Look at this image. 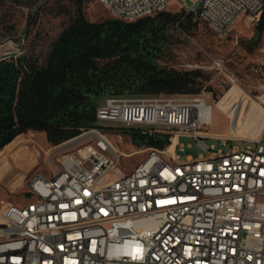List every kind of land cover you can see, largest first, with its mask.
Listing matches in <instances>:
<instances>
[{"label": "built area", "instance_id": "1", "mask_svg": "<svg viewBox=\"0 0 264 264\" xmlns=\"http://www.w3.org/2000/svg\"><path fill=\"white\" fill-rule=\"evenodd\" d=\"M175 3L220 38L245 18L259 23L264 12V0H100L125 22ZM11 57L21 55L0 58ZM212 108L184 94L106 99L96 113L104 127L145 128L141 134L168 135L170 144L124 152L96 127L57 145L79 142L52 176L33 175L31 202L0 206V264H264V128L255 138L212 135L204 131ZM182 136L196 137L210 154L183 164ZM205 138L223 148H209ZM141 152L144 159L126 170L124 160Z\"/></svg>", "mask_w": 264, "mask_h": 264}, {"label": "rangeland", "instance_id": "2", "mask_svg": "<svg viewBox=\"0 0 264 264\" xmlns=\"http://www.w3.org/2000/svg\"><path fill=\"white\" fill-rule=\"evenodd\" d=\"M182 11L176 3L168 10L170 13ZM75 15L76 6L69 1L0 0V45L8 44L16 50L15 53H6L7 56L21 55L36 60L39 65L44 64L59 35ZM84 15L89 22L116 19L101 6L100 0H87ZM184 18L191 21L189 30L170 28L163 63L179 71L202 72L201 92L183 94L201 96L212 105L211 124L205 125L204 131L238 138L257 137L264 128V32L257 29L259 23L245 18L226 37L220 38L197 15L187 14ZM215 59L224 61L222 70L214 67ZM110 97L114 96L102 98L99 106ZM231 117L235 120L232 129ZM98 125L104 127L99 122ZM108 125L110 128L106 125L105 132L122 151L143 148L142 144H135L125 130L134 128L141 132L145 128L119 123ZM161 129L174 132L166 127ZM204 142L209 148L215 146V150L223 148L216 139L205 138ZM180 143L184 145V150L178 149L177 154L182 162L189 157L196 160L210 154L199 145L196 137L182 136ZM78 144L74 142L61 149L52 146L45 133L30 131L0 150V206L3 201L25 205L31 202L25 196L31 193L29 181L33 175L42 172L52 176L61 155L68 150L75 151ZM236 144L245 146L239 141ZM144 157L141 152L126 158L123 166L131 171Z\"/></svg>", "mask_w": 264, "mask_h": 264}, {"label": "trees", "instance_id": "3", "mask_svg": "<svg viewBox=\"0 0 264 264\" xmlns=\"http://www.w3.org/2000/svg\"><path fill=\"white\" fill-rule=\"evenodd\" d=\"M60 1L72 2L76 15L44 64L25 57L0 60V150L30 131L45 133L57 146L98 127L97 108L108 96L201 92V71H179L163 63L170 28L189 30L185 10L135 22H89L84 15L87 0ZM263 26L264 12L259 32ZM15 51L0 45V57ZM125 132L138 145L162 149L170 144L165 134L145 136L134 128Z\"/></svg>", "mask_w": 264, "mask_h": 264}, {"label": "bare ground", "instance_id": "4", "mask_svg": "<svg viewBox=\"0 0 264 264\" xmlns=\"http://www.w3.org/2000/svg\"><path fill=\"white\" fill-rule=\"evenodd\" d=\"M212 135H214V134H212ZM216 136L238 138V137H234V136H230V135H216ZM249 138H255V137H249ZM240 139H247V138H240ZM173 148H174V145L171 147V150H173ZM1 163L4 164L3 159L1 160ZM183 164H193V158L189 157L186 162H183ZM88 234H96V226H88Z\"/></svg>", "mask_w": 264, "mask_h": 264}, {"label": "water", "instance_id": "5", "mask_svg": "<svg viewBox=\"0 0 264 264\" xmlns=\"http://www.w3.org/2000/svg\"><path fill=\"white\" fill-rule=\"evenodd\" d=\"M2 58H0V60H1ZM235 123V120H233V123L232 124H234ZM78 137V136H77Z\"/></svg>", "mask_w": 264, "mask_h": 264}]
</instances>
